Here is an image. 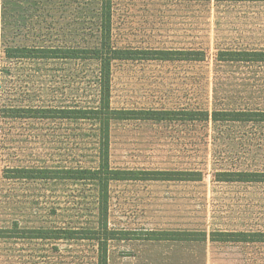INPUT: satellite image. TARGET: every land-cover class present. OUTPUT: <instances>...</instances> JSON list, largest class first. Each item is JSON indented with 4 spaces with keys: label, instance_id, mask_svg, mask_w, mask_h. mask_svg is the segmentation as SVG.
Here are the masks:
<instances>
[{
    "label": "rangeland",
    "instance_id": "obj_1",
    "mask_svg": "<svg viewBox=\"0 0 264 264\" xmlns=\"http://www.w3.org/2000/svg\"><path fill=\"white\" fill-rule=\"evenodd\" d=\"M101 3L0 0V107L96 105L97 60L8 58L6 48L97 46ZM112 5L116 47L167 50L175 57L115 61L112 107L264 110V62L221 60L222 52L264 51V0H112ZM199 51L201 60L183 58ZM183 117L112 122L111 167L140 177L173 171L175 179L111 182L109 227L128 231L132 239L109 242V264H264V242L227 235L264 232V182L218 176L264 172V123ZM95 132L90 121L0 117V229L98 226L92 183L4 176L17 167L97 166ZM96 250L90 240L0 238V264H96Z\"/></svg>",
    "mask_w": 264,
    "mask_h": 264
},
{
    "label": "trees",
    "instance_id": "obj_2",
    "mask_svg": "<svg viewBox=\"0 0 264 264\" xmlns=\"http://www.w3.org/2000/svg\"><path fill=\"white\" fill-rule=\"evenodd\" d=\"M100 14V42L97 46L81 47H28L15 46L6 48L8 58L26 59H65L87 60L93 59L99 62L98 75V100L95 106L89 107H18L3 104L0 107V117L3 120L18 119H59L77 121H90L96 126L94 133L97 140L98 165L94 167H56L34 168L17 167L8 169L6 179L11 180H71L92 183L96 189L95 206L98 212L97 227H57V228H32L25 229L15 226L12 231L0 229V238H32L54 239L67 241L96 242V264H109V242L113 240L132 239L128 231H115L109 227V191L113 181L120 180H173V171H146L145 176L140 177L137 171L130 169H118L111 167V124L116 120H128L141 118L156 122L175 120L177 114H182L181 119L189 121H224V122H258L264 123V110H145L132 111L112 107V66L115 61L121 60H171L172 52L167 50H136L116 47L113 43V5L112 0H101ZM194 54L195 57H183L187 59H199L203 51ZM200 57H198L199 55ZM224 61H257L264 62V51L235 50L222 52ZM204 56V55H202ZM201 176V172L197 173ZM221 181L226 182H264V172L239 170L219 172ZM198 179V178H195ZM191 235L190 233H183ZM165 238L172 235L163 233ZM236 237L232 240L239 242L259 241L264 242V232L251 233H227ZM27 236V237H24ZM159 238V237H155ZM161 238V237H160ZM164 238V237H162ZM231 240V239H224Z\"/></svg>",
    "mask_w": 264,
    "mask_h": 264
}]
</instances>
